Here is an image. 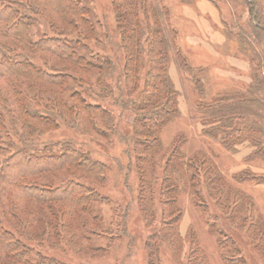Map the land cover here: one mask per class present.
<instances>
[{"label":"rangeland","instance_id":"obj_1","mask_svg":"<svg viewBox=\"0 0 264 264\" xmlns=\"http://www.w3.org/2000/svg\"><path fill=\"white\" fill-rule=\"evenodd\" d=\"M86 1L94 27L67 28L74 37L83 31L88 55L100 54L112 61L114 68L106 79L109 95L97 99L108 110L111 123L99 135L92 122L78 124L62 116L57 127L30 131L28 138L40 152L68 141L101 162L102 174L96 177L74 168L37 176L40 184L75 179L104 198L94 204L100 222L90 226L96 228L89 233L93 242L81 249L85 243L70 241L64 228L66 240L50 239L48 233L38 239L36 232L32 236L27 229H14L0 206L3 224L30 247V256L68 264H151V260L154 264H237L228 259L231 254L239 255L243 264H264V154H255L249 143L227 147L220 135H208L199 107L200 102L222 93L245 91L252 85L261 88L255 83L261 74L256 55L260 40L254 35V13L259 5H254L252 13L251 0L151 1L168 13L172 41L179 51L173 49L168 68L179 111L161 128L138 137L131 104L122 105L118 99L127 100L122 75L125 54L113 0ZM50 16L56 18L50 12L37 19L31 29L34 39L53 34ZM149 18L153 20L152 14ZM177 55L184 62L177 61ZM36 60L42 63L39 57ZM17 85L27 97L54 101L55 90L49 85L28 79H19ZM73 89L95 102L87 88L73 87L65 96ZM7 126L11 140L20 143V123L14 124L15 132L11 124ZM138 140L151 141L155 148L146 144L137 148ZM163 191L169 192L167 197H162ZM221 193L225 197L219 199ZM237 194L243 206L238 205L240 211L233 214ZM19 209L22 218L45 211L24 199ZM166 224L172 230L163 233ZM5 263L13 264L0 260Z\"/></svg>","mask_w":264,"mask_h":264},{"label":"trees","instance_id":"obj_2","mask_svg":"<svg viewBox=\"0 0 264 264\" xmlns=\"http://www.w3.org/2000/svg\"><path fill=\"white\" fill-rule=\"evenodd\" d=\"M151 1L113 0L125 54L122 75L127 100L118 99L122 105L131 104L138 137L161 128L179 111L178 93L168 73L172 51H179L172 41L174 33L168 25V13L154 7ZM250 3L252 13L254 5H259V10L254 13V35L260 43L255 41L254 44L261 50L256 53L261 74L255 79L261 88L252 85L245 91L222 93L211 101L203 100L199 107L208 135H220L227 147L249 143L255 148V154L262 151L263 155L264 8L261 6L264 2L251 0ZM50 12L56 16H50L52 22L49 20L53 34L43 33L34 39L32 27L37 19L45 18ZM89 13L86 0H0V206L14 229H27L32 236L36 232L38 239L44 238L46 233L50 239L66 240L67 236L70 241H83L85 244L81 249L91 247L93 239L89 233H95L96 228L90 226L94 223L98 226L100 222L94 204L104 198L75 179L63 184H40L37 176L74 168L96 177L102 174V164L68 141L57 142L45 147L48 151L40 152L28 134L43 131L46 125L57 127L58 118L62 116L78 124L92 122L99 135H104V127L111 123L108 110L97 99L105 98L104 93L109 95L106 79L113 71L112 61L100 54L88 55L81 37L83 31L74 37L70 35L73 31L67 28L94 27ZM37 56L42 63L36 60ZM175 58L177 61L183 59L180 55ZM19 79L51 86L55 90L54 101L47 103L39 96L23 95L17 85ZM73 87L87 88L94 94L95 102L88 101L75 89L69 97L65 96ZM17 122L21 126L16 127L21 130V134H17L21 142L15 144L6 130L11 124V130L15 132ZM142 145L155 148L151 141L135 142L137 148ZM168 193L163 191L162 197H167ZM224 197L221 193L219 199ZM234 198H239L232 211L236 214L240 211L239 206H243V199L240 200L238 194ZM23 199L42 206L45 211L41 214L31 212L22 218L19 207ZM167 228L172 230L166 224L161 231L165 233ZM30 254V247L21 242L0 217V260L13 264H68ZM238 256L234 258L231 254L228 259L243 264ZM150 263L154 264L152 260Z\"/></svg>","mask_w":264,"mask_h":264}]
</instances>
